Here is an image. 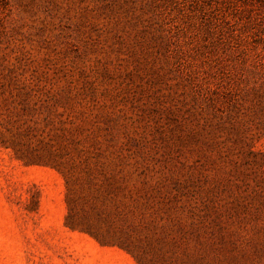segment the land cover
<instances>
[{
  "label": "rangeland",
  "instance_id": "rangeland-1",
  "mask_svg": "<svg viewBox=\"0 0 264 264\" xmlns=\"http://www.w3.org/2000/svg\"><path fill=\"white\" fill-rule=\"evenodd\" d=\"M64 224L264 264V0H0V264Z\"/></svg>",
  "mask_w": 264,
  "mask_h": 264
},
{
  "label": "crops",
  "instance_id": "crops-1",
  "mask_svg": "<svg viewBox=\"0 0 264 264\" xmlns=\"http://www.w3.org/2000/svg\"><path fill=\"white\" fill-rule=\"evenodd\" d=\"M60 229L56 241L63 244L67 264H152L134 236L101 234L87 225L64 224Z\"/></svg>",
  "mask_w": 264,
  "mask_h": 264
}]
</instances>
